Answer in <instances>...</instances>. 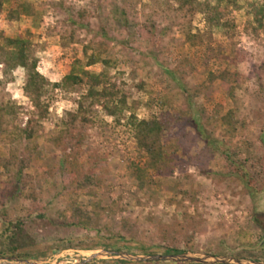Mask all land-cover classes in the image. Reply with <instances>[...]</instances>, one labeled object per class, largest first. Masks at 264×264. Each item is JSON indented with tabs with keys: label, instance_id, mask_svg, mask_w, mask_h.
<instances>
[{
	"label": "rangeland",
	"instance_id": "374dc122",
	"mask_svg": "<svg viewBox=\"0 0 264 264\" xmlns=\"http://www.w3.org/2000/svg\"><path fill=\"white\" fill-rule=\"evenodd\" d=\"M236 1L238 7H231L226 15L234 21V29L214 27L212 35L205 38L208 47H192L183 41L177 26H170L164 17L156 15L155 26L149 24V17L154 15L149 0H4L0 11V105L14 101L29 106L22 90L23 69L4 67V54L11 49L6 38L27 41L38 59L37 70L50 82H59L69 73L83 78L66 88L48 86L49 116L37 126V154L22 153L26 141L15 145L27 162L19 178L20 191L13 188L10 174L0 168V223L18 217L23 220L25 240L15 245L22 244L19 252L24 257L17 258L35 259L41 264H72L101 249L166 254L169 252L163 253V248L167 243L182 245L185 248L181 252L264 262V221H253L254 215L264 211V185L258 182L264 179V11L256 9L264 10V0ZM21 5H26L27 12ZM11 11L15 14L9 17ZM82 11L85 17L80 16ZM260 16L262 25L256 21ZM193 27L206 28L202 14L195 16ZM98 41L106 42L101 58L110 63L88 66L87 56L94 48L87 45ZM184 59L194 64L192 74L184 73L189 70L182 63ZM104 67L124 88L127 104L139 118H158L167 125L165 140L172 161L166 172L147 169L142 188L134 179V166L145 168L148 160L138 152L124 122L128 111L117 123L95 102V121L90 125L77 123L78 131H73L80 134L79 146L72 135L66 145L62 140L55 146L50 140L88 90L90 82L83 71L96 74ZM177 67L182 76L176 73ZM208 71H227L229 75L225 81L214 80L208 93L190 100L202 130L199 134L188 122L186 97L174 77L182 78L190 90ZM235 77L238 86L231 99L225 82L233 83ZM229 109L235 110L239 121L231 150L241 153L257 179L252 180L253 185L262 190L255 197L235 175L225 174L229 168L225 157L214 148L213 143L222 139V128L213 129L216 118ZM211 117L212 124L207 125L204 119ZM19 119L24 125L27 116L20 114ZM11 147L0 136V158L10 157ZM74 153L84 173L99 180L97 185L77 187L68 182L62 160ZM85 189H93L95 194L90 197ZM94 197L109 209L93 218L91 228L73 226L70 218L62 219L70 198L92 212L88 199ZM185 212L191 220L184 222V232L170 233L175 214L181 220ZM165 229L169 230L166 234ZM2 246L0 241V250ZM147 262L188 263L134 262L106 256L86 264Z\"/></svg>",
	"mask_w": 264,
	"mask_h": 264
},
{
	"label": "trees",
	"instance_id": "16d2710c",
	"mask_svg": "<svg viewBox=\"0 0 264 264\" xmlns=\"http://www.w3.org/2000/svg\"><path fill=\"white\" fill-rule=\"evenodd\" d=\"M4 0H0V11L2 9ZM154 5L153 14L149 18V24L154 27L153 19L157 16L164 17L165 21H168L171 25L177 26L182 33L183 41L188 43L192 47L206 44L209 46L205 38L212 35L214 27L221 29H234L235 23L232 19L226 17L231 7H238L236 0H149ZM255 7V6H253ZM21 9L27 12L26 5H21ZM258 11H264L263 7L256 8ZM15 11L9 13V17H12ZM197 14H202L206 23L205 29H198L193 27V19ZM80 16L85 17L84 11L80 13ZM155 20V19H154ZM256 21L259 25H262V17H256ZM72 24L78 25L77 21H72ZM168 26V25H167ZM194 28V29H193ZM169 29V28H168ZM2 34V33H1ZM63 38V36H62ZM211 39V38H210ZM7 44H10L11 49H8L3 58L4 67L6 68H22L24 71V84L23 92L29 100V106L23 107L16 102H7L4 105H0V136L4 142L11 144L10 157L0 158V168H3L5 172L10 174V180L12 181L13 188L20 191L19 178L20 174L26 166V159L23 154L19 153L15 145L21 144L26 141L22 153L30 156L31 154H37L36 147V133L37 126L40 125L41 120L49 116V103L47 96L49 95V85L53 88H66L69 84L77 85L82 82L83 78L75 73H69L65 75L59 82H50L44 75L37 70L38 59L34 56L30 45L27 41L20 38H6ZM106 42L98 41L94 45L89 43L87 46L94 48V52L87 56L86 64L93 65L98 62H102L104 65H109V59H102L101 55L105 51ZM87 47H85V50ZM1 50V47H0ZM183 65L189 67V70L184 72L185 74H192L195 70L194 64L188 59L183 60ZM176 73L182 76L181 71L177 67ZM84 75L89 80V87L87 92L77 102V107L74 112L68 113L69 119H62L58 133L50 137L51 142L55 146H60L63 142L70 144V140L67 137L72 135L75 138L76 145L81 143L80 134L73 132L77 129V123L83 125H90L95 121V115L93 114V107L95 102L101 104L102 108L108 115L113 116L117 123L121 122L122 113L128 111V116L125 118V124L128 126L129 131L132 133L136 141L138 152L143 154L147 162V167L142 168L134 166V179L137 180V184L140 188L144 185L146 170H152L154 172H166L169 168V164L172 161V153L167 152L168 143L165 140V132L167 125L158 118L144 119L139 118L133 111L132 107L127 104V93L124 88L111 79L108 69L104 67L99 73H88L83 71ZM229 73L227 71L221 73H214L208 71L207 75L201 80V82L193 85L190 90L179 79L174 77V80L179 83L182 94L186 97L187 116L189 124L201 134L199 125L193 113V107L191 105V99L204 95L209 92V88L212 82L218 78L225 81ZM238 76V74H237ZM182 82V83H181ZM227 94L231 99H234V90L237 84L236 77L233 79V83L225 82ZM24 113H21V112ZM20 114H25L27 120L24 125L20 121ZM212 118H205L204 121L207 125L212 124ZM183 119V117L178 118ZM238 120L235 117V110L229 109L223 115L216 118V126L213 129L222 128V139L214 142V148L219 151L224 157L228 165L227 173L230 172L240 180L249 193L255 197L262 190L254 187L252 180L255 177L251 174L249 167L246 165L245 160L241 158V153L231 150V140L234 138L237 132ZM57 126V125H56ZM263 134V133H262ZM263 136V135H262ZM63 137V138H61ZM208 136L204 137V139ZM224 141V143H222ZM264 140V139H263ZM75 145V144H74ZM20 151V152H21ZM62 166L64 168L65 176H67L68 182L75 184V186L86 187L92 183L97 185L98 179L94 176L84 173L82 165L77 160V154L74 153L71 156L66 155L62 160ZM13 172V174L11 173ZM230 173V174H231ZM256 176V175H255ZM257 180V179H256ZM255 180V181H256ZM260 186L264 185V179L260 181ZM85 194L92 197L95 193L93 189H85ZM88 204L92 208V212L87 211L83 205L78 202L76 198H70L66 209L62 211L61 217L70 218L69 224L73 226L82 227L84 229L92 227L93 218H98L106 213L109 209L103 205L100 200L94 198L88 199ZM69 213V216L66 214ZM182 219L178 218L175 214V222L169 226L171 231L165 229L163 233H182L184 232V222L190 221L191 217L185 212L182 213ZM253 221L256 224H260L264 221V211L259 215L253 216ZM25 235L23 220L16 218L11 221H3L0 223V241L3 246L0 250L1 255H10L16 257H24V254L19 252V248L22 244L16 246L17 241H24ZM123 240L127 242L132 241V238L127 239L123 237ZM165 237H163V240ZM182 241H179L181 243ZM24 243V242H23ZM182 245H169L166 243L163 248V253H179L184 250ZM262 258V257H261ZM256 257L255 259H261ZM264 259V257L262 258ZM123 262V261H119ZM146 264H149L148 262ZM198 264V263H187Z\"/></svg>",
	"mask_w": 264,
	"mask_h": 264
},
{
	"label": "water",
	"instance_id": "95a60500",
	"mask_svg": "<svg viewBox=\"0 0 264 264\" xmlns=\"http://www.w3.org/2000/svg\"><path fill=\"white\" fill-rule=\"evenodd\" d=\"M116 257L121 260H128L134 262L142 261H171V262H188V263H200V264H264L262 261L242 259L232 257L229 255H210L203 253H166L155 255H137L131 254L120 250H96L88 254L85 259L72 264H86L91 260L99 257ZM0 264H41L40 261L35 259H21L14 256H0Z\"/></svg>",
	"mask_w": 264,
	"mask_h": 264
}]
</instances>
